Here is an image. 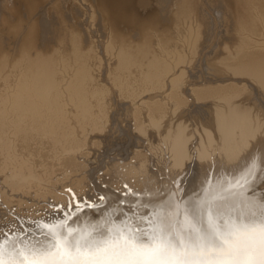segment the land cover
<instances>
[{"label":"bare ground","instance_id":"bare-ground-1","mask_svg":"<svg viewBox=\"0 0 264 264\" xmlns=\"http://www.w3.org/2000/svg\"><path fill=\"white\" fill-rule=\"evenodd\" d=\"M263 99L264 0H0V256L257 223Z\"/></svg>","mask_w":264,"mask_h":264},{"label":"snow or ice","instance_id":"snow-or-ice-1","mask_svg":"<svg viewBox=\"0 0 264 264\" xmlns=\"http://www.w3.org/2000/svg\"><path fill=\"white\" fill-rule=\"evenodd\" d=\"M261 200L264 203V197ZM73 210L79 211V205ZM193 219L198 222L196 216ZM72 224L61 225L60 238L53 235L51 247L34 250L11 264H264V213L252 225L241 219L221 228L210 219L207 232L196 228V235L189 234L188 239L173 236L165 219L159 235L110 239L95 246L77 239ZM0 264L9 262L0 256Z\"/></svg>","mask_w":264,"mask_h":264},{"label":"rangeland","instance_id":"rangeland-1","mask_svg":"<svg viewBox=\"0 0 264 264\" xmlns=\"http://www.w3.org/2000/svg\"><path fill=\"white\" fill-rule=\"evenodd\" d=\"M17 4H18V3H17ZM19 4H20V3H19ZM19 4H18V5H19ZM20 6H21V8L24 7V8H22V11H26L25 6H24V3H21ZM219 20H220V22H222V19H221V18H219ZM84 21L87 22L88 20L85 18ZM218 22H219V21H218ZM9 35H11V34L7 33V38L9 37ZM215 43H217V42H213L212 40L209 42V44H208V48L211 46V47L209 48V50H213L212 48L215 46V45H214ZM212 45H213V46H212ZM202 49H203V48H202ZM206 74H207V73H206ZM262 101H263V102H262ZM262 101L259 102V103H261V104L263 103V104H264V99H263ZM263 104H262V105H263ZM192 108H193V107H192ZM193 109H194V108H193ZM194 112H195V111H194ZM194 112H193V114H194ZM179 115H184V114H179ZM187 116H188V115H187ZM194 116H195V114H194ZM193 118H194V119H193ZM195 118H196V120H195ZM191 119H192V121H190L189 118H188V122H189V123H190V122H191V123H194L195 121L197 122V121L201 120V119H200V116H198V117H197V116H195V117H191ZM197 119H198V120H197ZM198 123H199V122H198ZM122 156H126V154H123ZM102 157H103V156H102ZM102 157L100 158L99 161L97 160V161H98L97 164H99V162L102 161V159H103ZM97 161H96V162H97ZM156 161H157V159H155V163H156ZM159 163H160V162H158V164H159ZM97 164L94 162V163H93V166H94V165H97Z\"/></svg>","mask_w":264,"mask_h":264}]
</instances>
